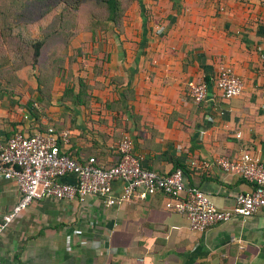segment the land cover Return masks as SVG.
<instances>
[{
	"label": "crops",
	"instance_id": "0c3cea01",
	"mask_svg": "<svg viewBox=\"0 0 264 264\" xmlns=\"http://www.w3.org/2000/svg\"><path fill=\"white\" fill-rule=\"evenodd\" d=\"M157 9L163 24L151 26L154 34L160 29L162 41L112 66L122 85L108 82L99 94L92 86L93 95L104 99V125L85 122V116L98 117L60 101L40 107L35 117L29 104L39 95L37 83L17 81L23 72L34 73L27 66L14 72L11 84L0 82V146L16 132L69 128L66 152L81 160L94 157L107 168L128 136L144 168L167 174L180 164L188 185L200 188L217 208H231L252 185L218 167L193 170L189 163L233 159L244 151L264 162V0H173ZM0 59L15 63L8 52ZM221 65L232 67L243 82L242 93L229 100L214 85ZM206 78L207 96L196 103L188 84ZM63 181L72 184L74 178ZM121 190L114 183L111 196ZM19 200L16 182L0 177V222ZM164 203L161 193L133 196L120 206L94 196L83 203L35 201L1 232L0 264H264L263 215L196 233Z\"/></svg>",
	"mask_w": 264,
	"mask_h": 264
},
{
	"label": "built area",
	"instance_id": "2783aa9c",
	"mask_svg": "<svg viewBox=\"0 0 264 264\" xmlns=\"http://www.w3.org/2000/svg\"><path fill=\"white\" fill-rule=\"evenodd\" d=\"M214 85L225 100L243 91L241 78L227 65L219 66ZM188 92L196 103H201L207 96L208 84L204 80L190 82ZM235 136L239 139L241 134ZM70 137L69 128L49 126L32 135L16 132L0 146V177L14 180L20 193L19 202L0 222V234L33 202L45 199L83 203L87 197L94 196L120 206L130 202L133 196L144 199L161 193L165 197V209L185 216L190 230L196 233L234 219L264 216V162L255 153L244 151L233 159L217 157L210 162L190 161L193 170L215 166L252 185L251 192L239 194L231 208L219 209L200 188L186 183L181 169L158 174L144 168L141 158L132 154L133 143L128 136L116 148L117 163L107 168L100 166L94 157L82 161L69 155L64 147ZM65 177H73L74 183L64 182ZM116 182L121 183L122 190L112 197Z\"/></svg>",
	"mask_w": 264,
	"mask_h": 264
},
{
	"label": "rangeland",
	"instance_id": "374dc122",
	"mask_svg": "<svg viewBox=\"0 0 264 264\" xmlns=\"http://www.w3.org/2000/svg\"><path fill=\"white\" fill-rule=\"evenodd\" d=\"M120 1L124 13L120 23L114 25L104 21L105 10L102 7V0H0V57L7 50L14 49L15 40L12 34L20 36L19 39L25 44L42 38L45 33H51L53 39L47 42L43 58L49 60L54 56L52 54H55L57 62L55 77L51 79L49 76H52V73L49 75L45 74L46 72L42 73L34 66V73L23 72L18 75L17 81L23 84L25 82V85L30 81L37 83L36 78L38 75L41 76V80L51 90L47 102L57 103L62 99V96L57 95L63 93L62 87L75 85L80 79L91 88L89 90L91 99L83 112L98 117L88 119L85 116V122L102 124L105 121L100 118L104 116L101 115L104 110L102 107L104 99L97 97L99 95H93L92 88L96 86V94H99L98 91H104L108 82L116 86L122 85L118 77H113L117 76L115 75L117 71L113 70L112 73V66L126 62L128 54L131 53V58H136L141 55L143 48L160 42L161 39L158 38L160 29L154 34L151 24H163L156 19L159 3L165 1L170 5L173 2V0ZM9 24L13 25L14 29L8 33ZM5 30L12 38L7 44L3 34ZM143 32L146 33L145 36ZM60 105L64 104L61 102ZM67 105L68 109H71L72 105Z\"/></svg>",
	"mask_w": 264,
	"mask_h": 264
},
{
	"label": "trees",
	"instance_id": "16d2710c",
	"mask_svg": "<svg viewBox=\"0 0 264 264\" xmlns=\"http://www.w3.org/2000/svg\"><path fill=\"white\" fill-rule=\"evenodd\" d=\"M102 7L105 10V22L111 23L114 25H117L120 23L122 15L124 13V8L121 4L120 0H102ZM14 29V26L9 24L7 27L8 33ZM55 29V27H54ZM3 31V34L5 36L6 44L8 43V40H11L12 38L14 41V49L7 50V52L14 58L15 63L10 64L7 60L0 59V82H6L8 84H11L12 76H14V72H18L25 66H31V67H37L40 72L45 74H51L52 76H49L51 79L55 77V71H57V62L55 54H52V56L49 60H45L44 57V49L47 44V42L51 41V33H45L43 34L42 38H39L37 40H34L29 43H23L19 38L20 36L12 34V38H10L6 31ZM2 35V33H1ZM54 37V36H53ZM12 41V40H11ZM54 53V50H53ZM20 58V60H19ZM25 58V59H24ZM46 65V66H44ZM37 79V91H38V97L34 100L35 102H30L29 109L31 108V113L36 117L38 116L37 110L41 107H47L49 106V102L47 98H49V94L51 93V90H49L48 85L44 83L41 80V76L38 75ZM61 80V79H60ZM208 84V89L210 88V80L205 79L204 80ZM91 88L88 84L83 83L80 79L77 84L71 85V86H64L63 93H62V99L61 102L64 104V106L69 107L70 104L73 107H84L85 109L88 107V104L91 99V94L89 92ZM50 91V93H49ZM48 103V105H47ZM34 105V107H32ZM40 105V106H39ZM120 108V107H119ZM107 110L112 109L111 106H106ZM121 110V108H120ZM56 128V127H55ZM58 129V128H56ZM125 137V136H124ZM122 137V139L124 138ZM121 139V140H122ZM120 140V141H121ZM119 141V142H120ZM119 144V143H118ZM117 144V146H118ZM117 148V147H116ZM70 155V154H69ZM72 156V155H71ZM87 157L86 159H88ZM79 159V158H78ZM83 159L82 161L86 160ZM81 160V159H79ZM118 160V159H117ZM117 163V162H116ZM115 163V164H116ZM181 169L183 173L185 172L184 166L174 163V168L172 171L176 169ZM147 169V168H146ZM150 170V169H149ZM153 171V170H151ZM155 172V171H153ZM157 173V172H156ZM159 174V173H158Z\"/></svg>",
	"mask_w": 264,
	"mask_h": 264
}]
</instances>
